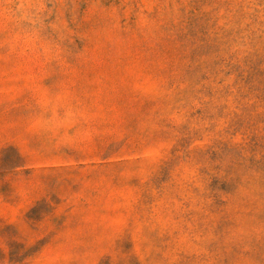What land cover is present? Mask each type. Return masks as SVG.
<instances>
[{"label": "rangeland", "instance_id": "rangeland-1", "mask_svg": "<svg viewBox=\"0 0 264 264\" xmlns=\"http://www.w3.org/2000/svg\"><path fill=\"white\" fill-rule=\"evenodd\" d=\"M0 264H264V0H0Z\"/></svg>", "mask_w": 264, "mask_h": 264}]
</instances>
